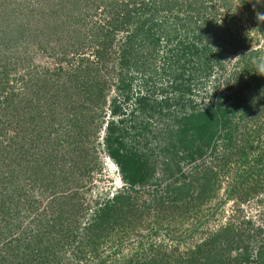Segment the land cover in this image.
I'll return each mask as SVG.
<instances>
[{
	"label": "rangeland",
	"instance_id": "1",
	"mask_svg": "<svg viewBox=\"0 0 264 264\" xmlns=\"http://www.w3.org/2000/svg\"><path fill=\"white\" fill-rule=\"evenodd\" d=\"M191 251L264 264V0H0V264Z\"/></svg>",
	"mask_w": 264,
	"mask_h": 264
},
{
	"label": "trees",
	"instance_id": "2",
	"mask_svg": "<svg viewBox=\"0 0 264 264\" xmlns=\"http://www.w3.org/2000/svg\"><path fill=\"white\" fill-rule=\"evenodd\" d=\"M187 49H188V47H187ZM182 54H185V53H182ZM194 116L195 117H202V118L200 120L194 121V120L198 119V118L193 119ZM212 117H213V119H212ZM184 120L188 123L187 125H189V129L196 136L197 139L201 135L200 137H202V139H203V144H205V145L209 144L211 138L213 137V135L216 132L215 127L217 126V123H218V116L213 112L212 107H211V111L206 116H204L203 113L189 114V115L184 117ZM206 133H209L210 136H206ZM193 138H195V137H193ZM194 255H195L194 251H191V253H189V258L186 257L184 260L188 264H223L221 261H219V258L218 259L216 258V256L211 257L212 260L207 258L205 262H201L197 258H195L196 260H194L193 259ZM127 264H131V263L129 262ZM145 264H148V262Z\"/></svg>",
	"mask_w": 264,
	"mask_h": 264
}]
</instances>
